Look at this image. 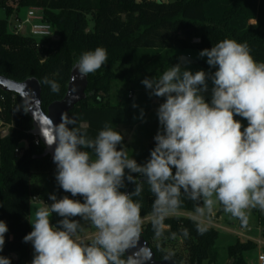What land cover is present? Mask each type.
Listing matches in <instances>:
<instances>
[{"label": "clouds", "instance_id": "obj_1", "mask_svg": "<svg viewBox=\"0 0 264 264\" xmlns=\"http://www.w3.org/2000/svg\"><path fill=\"white\" fill-rule=\"evenodd\" d=\"M198 55L215 71L182 68L181 58L158 78L141 81L150 97L163 98L156 110L155 146L144 163L129 157L124 135L107 122L90 137L67 113L56 123L42 110L18 107L32 112L43 144L52 150L57 186L70 194L50 193L51 203L34 212L32 230L23 237L34 250L31 264H148L151 250L140 243L142 203L133 199L141 196L144 183L154 196L155 239L163 237L164 220L180 209L182 195L194 202L200 234L207 231L203 218L210 219L217 206L242 226L248 225L250 209L264 212V62L254 59L246 42L231 38ZM107 60V50L96 47L82 53L73 70L83 79ZM209 80L210 102L205 98ZM42 83L59 92L54 80L45 77ZM127 183L135 185L133 191H122ZM53 214L60 217L55 224ZM82 221L94 229L90 242L79 238ZM7 232L0 220V253ZM173 255L167 251L165 259ZM0 264L11 259L0 255Z\"/></svg>", "mask_w": 264, "mask_h": 264}, {"label": "trees", "instance_id": "obj_2", "mask_svg": "<svg viewBox=\"0 0 264 264\" xmlns=\"http://www.w3.org/2000/svg\"><path fill=\"white\" fill-rule=\"evenodd\" d=\"M5 1L0 0V8L5 10L7 18L15 11L43 9L45 20L60 38L58 42L44 41L46 48L39 50L35 39L13 34L7 20L0 21V76L16 82L37 79L42 86L45 113L52 103L65 97L73 66L81 54L96 47L107 50V64L88 75L86 99L67 114L76 118L75 126L86 129L90 137H95L106 122L120 132L121 127L140 129L148 124L154 97L144 93L146 88L141 81L145 77L158 78L178 63L180 50H203L231 38L246 42L254 59L264 62V0H177L173 3L155 0H9L14 7L6 6ZM195 40L199 42L195 43ZM162 54L165 56L163 71L155 74L151 61ZM117 64L128 67L115 73L113 68ZM45 77L59 84V92H53L48 84L42 83ZM115 82L127 86L121 95L124 104L112 102ZM137 90L147 98L148 109L143 116L138 115L133 106H127L136 99H128L129 92ZM23 106L18 95L0 90V120L14 125L8 137L0 139V220L8 226L0 255L9 257L11 264H30V242L25 243L23 237L32 230L29 216L33 198L38 197L47 205L51 203L50 193H55L58 198L70 195L57 186L53 161L49 157L37 159L43 154L44 145L41 141L39 145L34 144L32 119L23 109L17 111ZM149 135L152 139L155 136ZM24 142H28L29 147L23 149L17 159L16 150ZM123 146L129 147L125 136ZM154 146L153 139L134 157L137 162L144 163ZM134 187L127 183L122 191L131 192ZM143 188L141 196H133V199L142 203L144 219L152 216L154 196L147 183ZM181 200L183 204L178 211L195 214L194 202L183 195ZM59 219L53 214L52 223ZM197 222L192 218L170 216L164 220L165 231L161 238H171V233L175 232L176 238L194 241L188 264H213L210 251L218 232L207 227V231L200 234ZM259 225L264 238V217L261 215ZM185 228L189 231L188 237L182 235ZM142 236L156 259L166 260L162 246L154 245L156 239L151 220L143 225ZM256 248L254 242L238 241L229 248L232 262L228 264H246L243 254ZM170 259L176 264L184 262L177 254Z\"/></svg>", "mask_w": 264, "mask_h": 264}, {"label": "rangeland", "instance_id": "obj_3", "mask_svg": "<svg viewBox=\"0 0 264 264\" xmlns=\"http://www.w3.org/2000/svg\"><path fill=\"white\" fill-rule=\"evenodd\" d=\"M141 1V0H137ZM157 2H165V3H173L177 0H155ZM6 6L14 7L13 4L9 1H5ZM25 11H22L21 13L15 11L14 14L7 18L5 10L3 8H0V21L7 20L9 29L13 30V27H15L17 24L15 22V19L25 16ZM54 33V32H53ZM55 41L58 42L60 38L55 35ZM201 50L198 49H189V50H180L178 51V54L180 56V60L182 57L187 56L190 57L193 61L196 62V64H191L186 67L182 68H188L191 71L195 72L197 70H205L208 71H215V69H210L209 66L206 63V57L200 58L199 52ZM165 63V56L159 55L158 57L154 58L151 61V64H153V71L155 74H158L159 72L163 71ZM127 65L124 64H117L114 66L113 71L115 73L121 72L123 69L127 68ZM209 92L205 93V98L210 102L211 99V81L209 80ZM127 88V86H124V84L120 82L114 83L113 88V103L115 104H124L125 100L121 96L123 91ZM132 91V90H131ZM130 93V92H129ZM145 94L149 96V90L144 91ZM133 94L135 95L136 99L132 101L130 104L128 103L127 106H133L135 103L137 107H134L135 112L138 115H141V110H143V114L148 109V103L147 98H144L141 96L140 91L137 90L136 92L133 91ZM137 94V95H136ZM126 106V107H127ZM236 119L241 120V123L244 126H247V121L243 120L241 117H236ZM141 127V126H139ZM149 124H144L140 129L137 127L135 128H127V127H121L123 129L125 137L127 138V141L129 142V147L126 149L129 157H136L138 156L142 150L150 144V142L153 141L152 138H150L149 134L154 135L153 131L149 130ZM1 129V127H0ZM137 129V130H136ZM25 143H21L19 146L25 147ZM35 186V183H34ZM38 198V197H37ZM44 203V201H43ZM42 200L33 202L31 206V220L33 219L34 212L40 208L43 207ZM221 207L217 206L215 209L212 217L209 219L207 217L203 218L204 223L207 225L208 228L216 229L218 232V238L215 241V244L210 251V260L213 261V264H228L232 262L229 254V248L233 245H235L238 241L242 243L246 242H254L257 244V248L248 252H245L243 254L246 264H257V258L259 253L264 252V238L262 237L263 230L259 225V216L261 215L264 217V212H261L259 209H250L249 210V222L247 226H242L241 222L238 219L232 218L229 214H226L221 211ZM195 214L191 213H181L177 211L175 214L171 215L172 217H184V218H192L194 219ZM170 217V216H169ZM53 220V216L51 218ZM149 220H152L151 217L144 218V224H147ZM196 221H199V218L194 219ZM83 225V231L79 232V238L84 239L85 242H90L91 238L94 235V229L91 228V226L87 223L82 221ZM32 228V226H31ZM195 243L191 240L187 241L183 238H160L156 239L154 241V245H161L162 250L164 253H167V251L174 252V255H180L184 258L183 264H188L190 259V249L191 244ZM30 252H31V260L33 258V247L30 244ZM30 260V264H31Z\"/></svg>", "mask_w": 264, "mask_h": 264}, {"label": "water", "instance_id": "obj_4", "mask_svg": "<svg viewBox=\"0 0 264 264\" xmlns=\"http://www.w3.org/2000/svg\"><path fill=\"white\" fill-rule=\"evenodd\" d=\"M182 58L184 61L181 64L182 67H186L191 64H196V62L190 59V57L184 56ZM87 89H88V76L83 79H80L78 73L75 70H73L71 73V77H70V81L68 84V89H67V93L65 97L60 101L52 103L48 107L46 113L49 114L50 117L56 123H59L61 113L68 114L76 107V105H78L79 103H81L82 101L86 99ZM0 90L5 93H11V94L18 95L24 105H28L34 108V110L37 113H39L41 110L43 111L42 109V86L40 82L35 78L28 79L24 82H16L4 76H0ZM22 92H27L28 94L22 96ZM28 114L33 122V130L31 131V135L39 138L43 144L42 137H40L39 135L38 126L33 121L32 112L29 111ZM47 157H49L52 161V150L48 149L44 145V152L42 155L38 156L37 159H44ZM140 243L141 245L151 250L152 259L151 261L148 262V264H176L175 261L172 259L161 260V261L157 260L152 248L150 247L149 243L144 239L143 236H141Z\"/></svg>", "mask_w": 264, "mask_h": 264}, {"label": "built area", "instance_id": "obj_5", "mask_svg": "<svg viewBox=\"0 0 264 264\" xmlns=\"http://www.w3.org/2000/svg\"><path fill=\"white\" fill-rule=\"evenodd\" d=\"M25 16L15 19L16 26L12 29H9L15 35L21 36H29L37 41V48L39 50H44L46 48L43 45L44 41L51 40L55 41L53 28L51 24H49L45 20L44 10L40 8H29L25 11ZM195 43H198L199 40H195ZM134 97L133 93L128 94V99H132ZM13 124H6L5 122L0 120V139H4L8 137L10 133V129L13 127ZM36 141H40L39 138L35 137L34 144L39 145ZM25 147H19L16 150V158L18 159L23 149H27L29 147L28 142H24ZM257 264H264V252L259 253L257 258Z\"/></svg>", "mask_w": 264, "mask_h": 264}, {"label": "crops", "instance_id": "obj_6", "mask_svg": "<svg viewBox=\"0 0 264 264\" xmlns=\"http://www.w3.org/2000/svg\"><path fill=\"white\" fill-rule=\"evenodd\" d=\"M178 58H179V62H180L179 54H178ZM134 98H135V95H134V97L132 99H134ZM162 102H163V98L154 97L153 100H152V105L154 106V108L152 110H150V112L148 114L150 116L149 122H148V124H149L148 128H149V130H152L154 132V135L157 133V130L159 128V123H158V119H157V115H156V110H157L159 104L162 103ZM120 130L124 134L123 129L120 128ZM124 136H125V134H124ZM126 141H127V138H126ZM127 144L129 145L128 141H127ZM37 201H40V199L37 198V197H34L32 202H31V206H32L33 202H37ZM42 203H43V201H42ZM43 204H44L43 207L46 206L45 202ZM30 211H31V208H30ZM29 221H31V213H30V216H29ZM30 226H31V224H30Z\"/></svg>", "mask_w": 264, "mask_h": 264}]
</instances>
